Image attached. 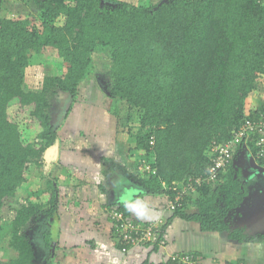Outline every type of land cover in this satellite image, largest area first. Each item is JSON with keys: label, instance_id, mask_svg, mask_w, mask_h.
Listing matches in <instances>:
<instances>
[{"label": "trees", "instance_id": "trees-1", "mask_svg": "<svg viewBox=\"0 0 264 264\" xmlns=\"http://www.w3.org/2000/svg\"><path fill=\"white\" fill-rule=\"evenodd\" d=\"M34 2L36 13L0 18V241L4 205L30 183L33 169L42 173L44 183L15 210L8 225V248L14 253L8 264H55L59 245L56 240L52 249L49 222L59 216V189L56 179L41 170L59 135L49 114V95L68 94L71 109L91 70V56L100 52L110 57L109 97L126 108L128 120L136 121L137 128L136 133L129 131L138 153L133 172L105 159V174L123 176L170 203L176 195L172 188L188 181L192 187L185 188L172 216L156 225L153 250H158L175 218L237 245L254 243L255 236L236 225L235 216L256 177H245L233 160L246 150L264 168V148L259 156L257 145L264 136L246 130L248 123L255 125L264 115V110L246 104L264 88L263 1ZM33 55L60 60L65 71L61 76H45L40 90L26 91L25 71ZM111 111L120 112L114 105ZM29 127L35 133L33 140L28 139ZM236 138L240 141L229 165L214 182L208 181L210 149ZM111 208L129 215L121 205ZM190 208L194 211L188 213ZM110 222L121 249L129 248ZM32 223L39 226L35 231L49 249L44 261L37 260L39 253L26 232ZM184 255L192 253H178L177 260L166 264H185L180 260ZM3 257L0 247V261ZM228 264H245V260Z\"/></svg>", "mask_w": 264, "mask_h": 264}, {"label": "crops", "instance_id": "crops-1", "mask_svg": "<svg viewBox=\"0 0 264 264\" xmlns=\"http://www.w3.org/2000/svg\"><path fill=\"white\" fill-rule=\"evenodd\" d=\"M8 1L0 0V3ZM15 1L14 3H30V0ZM114 1L150 3L160 0ZM256 93L261 98H254L253 94L246 101L247 107L264 110V91L262 94L260 91ZM73 130L67 129L59 134L54 145V167L64 169L66 177L63 180L70 184L67 191L58 193L60 205L56 240L59 245L58 254L60 252L64 254H60L59 258L55 259V264H166L178 253H198L202 259L199 264L203 263L206 257L207 263L204 264H228L227 262L233 257L245 260L250 258L254 243L237 245L226 240L222 235L210 233L208 240L197 241L201 239L199 236H203L198 229V224L179 218L173 219L167 227L162 240L163 245L159 244L158 250L154 251L153 246L147 245H134L122 250L114 239L112 224L108 217L110 207L121 205L129 214L128 217L134 221L157 225L172 216L168 210L169 201L163 195H150L144 192L135 182L123 176L105 174L107 169L105 159H111L130 171L125 162L113 157L120 150L119 143L111 141L104 144V149L99 151L95 147L88 148L86 141L84 146L81 144L74 146L71 143L77 142L78 139L73 137L80 138L82 133L79 131L77 135L72 136ZM260 183L264 184V179H256V182L249 185L247 190L260 187ZM247 201L252 206L253 199L249 197ZM190 209L188 213L194 211ZM50 222L49 228L52 234L55 218ZM236 223L243 228L245 226L240 215L236 216ZM244 229L247 230V228ZM207 241L210 243L206 244ZM199 245H206L207 250L205 251ZM43 246L44 252L48 255L49 249ZM46 254L42 257V261L47 257Z\"/></svg>", "mask_w": 264, "mask_h": 264}, {"label": "rangeland", "instance_id": "rangeland-1", "mask_svg": "<svg viewBox=\"0 0 264 264\" xmlns=\"http://www.w3.org/2000/svg\"><path fill=\"white\" fill-rule=\"evenodd\" d=\"M4 2H6V0H4ZM14 2L16 1L9 0L7 3H0V18L3 16H11L19 13L29 14L37 12L38 7L34 0H30V3ZM91 57V70L87 78L83 80L79 86L77 102L74 103L70 109L71 98L68 94L62 92L50 94L49 101L51 108L49 110V114L52 118L53 124L59 130V134L64 133V131L67 129H75V131L73 130L74 134L72 135L74 136L77 135L79 131H81L82 135L80 138H76V136L73 137L78 139L77 142L71 143L74 146L78 144L84 146L86 141L88 148L95 147L99 151L100 149H104V144L106 143H110L111 141L119 143L120 150L117 151L113 157L121 162H125L129 166L130 171L133 172L134 160L136 157H138V153L134 151V142L131 140L130 134L136 133L137 131L135 125L136 121L128 120L126 108L119 104V102H115V100L109 97V89L107 85V74L110 70L109 54L107 52H100L93 54ZM64 71L65 65L60 60H46L43 57L33 55L30 60V64L25 71L24 89L26 91L40 90L43 78L45 76H61L63 75ZM259 91L261 92L260 94H262L264 88H260ZM258 97L261 98L260 95H257V93L254 94V98ZM69 103L70 106L68 108V112L67 105ZM113 105L116 107L118 106L120 110L119 115L112 114L113 112L111 109ZM34 136L35 133L33 132L32 128L29 127L28 139L33 140ZM46 156L47 158L44 161V166H42L41 169L42 172H44V175L56 179L57 189H59L58 193L61 191L64 192V190L67 191L70 184L65 183L63 180L65 179L64 177H66V172L61 168L56 169L54 167L55 163L53 164V161L55 160L54 146L53 148L48 149ZM141 169H143V167H141ZM40 175H42V173H39L37 170L33 169L30 175V183L26 187L22 188L14 199L8 201L1 211L2 235L0 247L3 249L4 257L3 260L0 261V264H8V262L14 256V253L8 248V225L15 216V210L20 208V206L25 202V199L27 197L29 198L31 193L43 187L44 183L40 180ZM263 185L264 184H261L259 185L260 187H252L251 189L247 190L249 192H247L246 196L247 198L251 197L253 199V204L257 205V202L254 200L264 198ZM247 198H244L246 200L245 205L241 206L236 213V216L240 215L241 220L247 219V217L250 218L255 216V209L250 204H248ZM34 200H36V198H30V201ZM250 222H252V227L249 232L251 235L255 236V241L252 255L250 258L246 260L244 259L245 264H264V221H256L255 219H251ZM35 224L36 223L29 224L26 227V232L33 239V249H37V252L39 253L37 260L42 261V257H45L47 252H44V246L42 242H40L41 236L37 234V230L39 231V226L37 228ZM36 228L37 230L35 231ZM208 235L209 233H203V236H199L201 239L197 241L208 240L210 238ZM208 243H210V241L206 242V244ZM199 246L203 247L205 251L207 250L206 245ZM60 254L64 253L60 252L56 257L57 259L59 258L58 256ZM206 258L201 264L207 263ZM231 259L236 260L234 257ZM201 261L202 259L200 258L197 264H199Z\"/></svg>", "mask_w": 264, "mask_h": 264}, {"label": "built area", "instance_id": "built-area-1", "mask_svg": "<svg viewBox=\"0 0 264 264\" xmlns=\"http://www.w3.org/2000/svg\"><path fill=\"white\" fill-rule=\"evenodd\" d=\"M264 3V0H262ZM246 130L253 131L256 130V132L262 134L264 136V115L263 118L255 125L248 123V126L246 127ZM240 139L236 138L232 142L226 143V144H217L214 145L210 149L209 156L211 158L212 165L207 168L206 175L207 180L214 182L218 176V172L220 170H223L226 166L229 165L230 160L233 156V148L234 145L239 143ZM257 145L259 146V153L258 155L263 154V148H264V139H260L257 142ZM146 170L143 171H147ZM198 182V181H197ZM179 187V186H178ZM178 187L172 188V191L176 192V195L174 197L173 203H168V210L174 211L176 208V205H178L182 200V194L186 193L187 190H191L192 187L188 181V184L186 186H181L182 190L180 191ZM187 190H186V189ZM108 217L113 222V226L115 228L116 234L121 237V239L126 243L130 244V246H136V245H146V244H152L156 241L155 236V228L156 224L154 223H137L130 217H125L124 214L120 211H118L116 208H111L108 211ZM160 245H163V242L160 241ZM178 256H172L171 260H177ZM200 257H195L192 255H184V257L180 258V260L183 261L185 264H197Z\"/></svg>", "mask_w": 264, "mask_h": 264}, {"label": "water", "instance_id": "water-1", "mask_svg": "<svg viewBox=\"0 0 264 264\" xmlns=\"http://www.w3.org/2000/svg\"><path fill=\"white\" fill-rule=\"evenodd\" d=\"M69 106H70V103L67 105V111H68ZM67 111H66V113H67ZM66 113H65V115H66ZM246 154H247L246 150H244L243 153L241 152L240 155L237 156L236 159L234 160V164L239 166V168L244 173L243 175L245 177H249V176L254 175L256 177V179L264 178V168L257 165V163L255 162L253 157L248 156ZM243 163H245V164L243 165ZM254 201H256V200H254ZM245 202H246V200L244 199L241 206H243L245 204ZM256 202H257V205L252 204V207L255 209V213H254L255 216L250 217V221H251V219H253V220L255 219L256 221L257 220L264 221V198H259ZM56 229H57V219L55 218V222L52 226V249L54 248V245L56 243ZM52 252H53V250H52Z\"/></svg>", "mask_w": 264, "mask_h": 264}, {"label": "flooded vegetation", "instance_id": "flooded-vegetation-1", "mask_svg": "<svg viewBox=\"0 0 264 264\" xmlns=\"http://www.w3.org/2000/svg\"><path fill=\"white\" fill-rule=\"evenodd\" d=\"M235 160V159H234ZM234 160H233V162H234ZM245 163H243V165H244ZM247 167V166H246ZM242 223L245 225L244 226V228H247V230H248V232L251 230V226H252V222H250V218L249 217H247V219H244V220H242ZM247 224V225H246ZM236 225H238L237 223H236ZM239 226V225H238ZM250 233V232H249Z\"/></svg>", "mask_w": 264, "mask_h": 264}, {"label": "clouds", "instance_id": "clouds-1", "mask_svg": "<svg viewBox=\"0 0 264 264\" xmlns=\"http://www.w3.org/2000/svg\"><path fill=\"white\" fill-rule=\"evenodd\" d=\"M243 153V152H242ZM247 155V154H246ZM170 212V211H169ZM147 246H153L154 245V243H152V244H146ZM145 246V245H144Z\"/></svg>", "mask_w": 264, "mask_h": 264}]
</instances>
